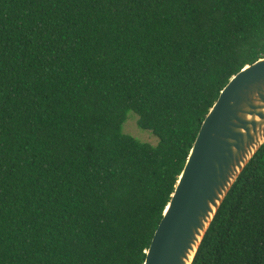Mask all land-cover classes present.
Instances as JSON below:
<instances>
[{"label": "trees", "instance_id": "obj_1", "mask_svg": "<svg viewBox=\"0 0 264 264\" xmlns=\"http://www.w3.org/2000/svg\"><path fill=\"white\" fill-rule=\"evenodd\" d=\"M262 57L264 0H0V264H144L204 119ZM193 264H264V145Z\"/></svg>", "mask_w": 264, "mask_h": 264}, {"label": "water", "instance_id": "obj_2", "mask_svg": "<svg viewBox=\"0 0 264 264\" xmlns=\"http://www.w3.org/2000/svg\"><path fill=\"white\" fill-rule=\"evenodd\" d=\"M264 145V57L235 74L203 121L144 264H193L227 195Z\"/></svg>", "mask_w": 264, "mask_h": 264}, {"label": "rangeland", "instance_id": "obj_3", "mask_svg": "<svg viewBox=\"0 0 264 264\" xmlns=\"http://www.w3.org/2000/svg\"><path fill=\"white\" fill-rule=\"evenodd\" d=\"M138 121L139 115L134 111H130L123 125L124 133L134 136L143 143L157 146L160 139L152 131L141 128Z\"/></svg>", "mask_w": 264, "mask_h": 264}]
</instances>
